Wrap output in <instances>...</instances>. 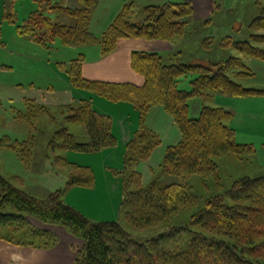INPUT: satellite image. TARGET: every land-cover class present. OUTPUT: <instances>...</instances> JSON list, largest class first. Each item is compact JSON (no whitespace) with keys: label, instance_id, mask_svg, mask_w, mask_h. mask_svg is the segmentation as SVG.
<instances>
[{"label":"trees","instance_id":"trees-1","mask_svg":"<svg viewBox=\"0 0 264 264\" xmlns=\"http://www.w3.org/2000/svg\"><path fill=\"white\" fill-rule=\"evenodd\" d=\"M36 4L18 26V34H28L37 43L46 45L59 38L63 45H98L100 55L116 49L121 38H143L174 43L187 29L207 26L211 18L197 24L189 1L164 0L146 5L140 19L133 18L131 3H126L99 35L89 30L92 11L99 0H77L78 7H61L53 0H31ZM215 11L221 9L213 0ZM254 23L264 28L263 0ZM66 15L68 23L54 21L47 13ZM264 44V34H252ZM219 41L221 46L236 47L264 60V46L250 41H234L231 36L202 38L204 48ZM1 43V42H0ZM84 54L60 62L72 88L104 97L115 103L127 102L138 112V128L126 143L120 168H110L121 186L118 207L120 220H93L67 203L65 189H56L38 198L0 175V240L23 247L50 249L58 243L55 234L34 226L29 217L43 224L60 225L82 241L75 249L73 264H264V176L248 175L224 186L218 160L232 155L239 160L254 153L252 145L235 140L229 124L231 113L220 106H202L197 117L189 116V100L197 96L215 95L245 97L264 95L263 88L245 87L235 79L253 76L249 67L236 56L207 64L165 63L158 52L133 51L131 67L143 75L141 86L131 83L89 81L81 75ZM192 76L189 89L179 87L182 77ZM33 108L47 114L55 124L47 146L59 152L57 159L67 161L66 152L97 153L116 146L111 131V118L95 111L88 99H76L59 106L60 118L52 107L26 100ZM161 105L180 130L181 138L167 146L159 164L161 176L143 183L136 164L149 159L159 146V136L146 126L149 109ZM84 129L78 141L68 125ZM36 135L25 140L0 137V146L11 149L27 167L34 157ZM62 153V154H61ZM66 187L94 185L90 167L74 163ZM168 178V181H167ZM10 207L11 211H4ZM138 230L155 231L138 239L123 225Z\"/></svg>","mask_w":264,"mask_h":264},{"label":"rangeland","instance_id":"rangeland-1","mask_svg":"<svg viewBox=\"0 0 264 264\" xmlns=\"http://www.w3.org/2000/svg\"><path fill=\"white\" fill-rule=\"evenodd\" d=\"M163 1L99 0L98 5L91 13L89 28L96 31L98 34L95 35L99 36L103 26L114 19L113 17L118 14L124 4H132L133 18L137 20L143 16L144 6L161 4ZM218 2L221 9L215 11L213 2V11H209L207 16L205 15L199 19H195L193 16L194 22L197 24H201L207 18H211V23L207 26L196 27V29L190 27L184 36L177 37L174 43L178 45V48L170 55H163L164 62L207 64L236 56L241 58L254 75L235 80L245 87L264 89V60L247 54L236 47L221 46L218 40L209 44L210 49L204 48L202 45V38L214 36L218 39L228 35L234 41L248 40L253 46H264V44L257 43L251 38L252 34H264V28H260L259 24L254 23V18L261 14V6L255 5L253 0H218ZM53 3L66 8L78 7L77 0H53ZM6 4L7 13L11 14L9 15L11 18L4 20L2 38H0L1 43L4 45L0 46V96H10L13 99L11 102L13 108H9L7 103L4 104L6 101L1 98L2 104H4L2 108L4 115L0 117V137L8 136L11 139L21 141V139L25 140L28 135L34 133L36 143L30 167H27L14 151L0 146V175L38 198L46 197L48 193L56 189H65L68 192L66 180L69 173L74 172V170L68 165L67 161L57 159L59 152H52L47 146L55 124L47 114L37 108L34 109L28 103L25 105L22 100L23 98L47 100L46 94L50 87L55 90L64 87L67 82V74L59 63H68V60L78 56L81 49L86 45L69 47L63 45L60 39L56 38L46 46L32 40L28 34H18L17 27L23 24L24 19L37 6L31 0H8ZM46 15L61 23H68L70 20L64 14L56 17V12L54 14L47 13ZM191 78L192 76L182 77L179 87L189 89ZM12 84H15V86L11 87ZM54 98L63 100L64 96L62 95V98H59L56 95ZM204 105L220 106L228 110L232 115L229 124L235 130L236 142L252 145L254 149V153L240 155L241 160L235 158L234 154L221 157L218 160V169L223 185L229 186L234 179L245 175L251 177L264 176V95L193 97L189 100V116L197 117ZM57 108L58 106H53L51 113L57 115V121H62L59 115L60 108L58 110ZM68 127L75 134L78 141L83 139L80 133L81 126L69 124ZM164 150L162 148L156 151L153 158L156 159L160 153L162 156ZM66 153L63 154L65 158ZM109 168H113V166ZM150 171L151 179L162 175L159 166L151 168ZM112 177L114 176L112 175ZM81 187L93 188V186ZM98 189H100L99 186ZM94 191L96 190L92 189L91 193L87 191L83 196L72 194L70 200L72 199L73 203H77L76 205L92 219H106L109 212L104 211L105 213L102 214V211L106 210L107 204L105 202L109 199L103 191L97 190L93 194ZM94 195L104 197H98L100 201L98 202L93 197ZM65 198H69L68 195H65ZM65 201L67 202V200ZM95 202L98 205H92ZM97 207L100 209H96ZM11 210L10 207L4 209L5 212ZM29 218L34 226L43 229L39 226L44 225L42 222L32 217ZM114 219H121L118 211ZM47 226H54L50 228L56 232L59 245L57 243V248L54 249L55 245L50 250L39 253L36 264H72V256L69 253L71 252L69 251L70 244L76 243L75 241L82 243V241L71 237L72 235L60 225L47 224ZM123 226L138 239H145L155 233L152 229L140 231L126 223ZM72 249L75 250V248ZM0 254H2L0 262L5 263L4 255L19 254V252L5 249L1 250Z\"/></svg>","mask_w":264,"mask_h":264},{"label":"crops","instance_id":"crops-1","mask_svg":"<svg viewBox=\"0 0 264 264\" xmlns=\"http://www.w3.org/2000/svg\"><path fill=\"white\" fill-rule=\"evenodd\" d=\"M7 1L8 0H0V38H2V27L4 24V20L7 18H11L9 16L11 14H8L6 9ZM183 1H189L192 4L193 16L195 19H199L205 15L207 16L209 11L210 12L213 11V0H183ZM111 21H109V23L107 24L109 25ZM107 24L103 26V29H101L100 31L101 33L106 29V27L108 26ZM89 30L94 35L98 34L96 31H93L90 28ZM2 45L3 44L0 43V46ZM177 48L178 45H176L175 43H171L164 40H146L143 38H136V37L121 38L118 39L116 43V49L113 52L105 56H101L100 48L98 47V45H86L84 46L83 49H81L80 52L84 54L83 56L84 60L81 63V75L84 79L89 81L131 83L137 86H141L144 84L145 79L143 75L137 73L131 67L132 52L133 51L158 52L163 55H170ZM14 86L15 84L11 85V87ZM46 95H47V100L46 99L32 100V99L23 98L22 102L24 103L26 100H29L32 102L35 101L36 103L39 104H46V106L61 107L71 103L73 100L76 99H88L91 104V107L95 111L105 114L111 118V131L117 139L116 146L101 150L97 153L67 152L65 156L69 163L90 167L94 176V185L92 189L96 190L94 191L93 194H95L97 190H100L103 191L105 196L109 199L108 201L105 202L107 204V207H105L106 210L102 211V214L105 213L104 211L106 212L108 211L109 212L107 213L108 217L106 219L95 218L93 220H98V221L115 220L114 217L117 214L118 206L121 200V186H120V182H118L119 180L115 177H112L111 173L109 172L110 169L109 167L113 166V168H120L122 166L124 147L126 143L132 138L134 132L138 128V123H139L138 112L130 103L127 102L115 103L104 97L90 94L87 91L72 88L68 82V79L64 87L57 90H55L53 87H50ZM56 95H58L59 98H62L63 95L64 99L62 100V99L54 98ZM1 98H3L6 101L4 104L7 103L9 105V108H13L11 105L13 99L10 96L9 97L6 96L3 97V95L2 97L0 96V117H3L4 110H2V108L4 107V104H2L3 102ZM146 126L159 136L161 143L153 151L149 159L145 161H140L136 164V169L140 172L143 183H146L149 180H151V176H152L150 171L151 168L158 167L163 157V155L161 156L160 153L158 156L161 157L157 156V158L154 159L153 158L154 153L159 149L162 148L165 149L167 146L176 144L181 138L180 130L177 127L176 123L174 122L172 116L169 113H167L161 105H154L149 109L146 117ZM80 129H81L80 133L84 139L85 131L83 128ZM164 152L165 150L163 151L162 154H164ZM152 159L154 160L152 161ZM145 175H146V179H145ZM98 186L100 187V189H98ZM68 189L69 190L68 192L66 191L65 195L66 196L68 195L69 198H65V200H67L69 204L73 205L75 208H77L79 211L85 214L84 211H82V209L78 205H76L77 203H73V201H71L72 199L70 200V198L72 194H76L77 196L80 195L83 196L84 193L87 191H90L91 193L92 189H87L81 186H72L69 187ZM93 197L96 198V201L100 202L98 197L103 198L104 196L97 197L96 195H94ZM96 203L97 202H95L92 205L94 206L98 205ZM96 209H100V208L97 207ZM39 226H41V228H43L44 230L50 231L53 234L56 233L52 228H50L54 226L48 227L47 224L39 225ZM75 242L76 243L70 244V250H69L71 251L69 253L72 256L71 257L72 264L75 255V251L72 248L77 249L82 245L81 242H77V241ZM57 245H59V243ZM57 245L54 247V249L58 247ZM5 249L11 251L12 250L17 251L19 252V254L4 255V260L6 261L5 263L0 262V264H11V263L36 264L37 256L39 255V253H44L45 251H48L51 248L38 249L32 247H23V246L13 245L4 240H0V251ZM1 256L2 254H0V257Z\"/></svg>","mask_w":264,"mask_h":264}]
</instances>
